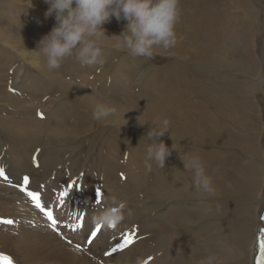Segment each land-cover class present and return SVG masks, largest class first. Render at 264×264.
Returning <instances> with one entry per match:
<instances>
[{"label":"rangeland","instance_id":"obj_1","mask_svg":"<svg viewBox=\"0 0 264 264\" xmlns=\"http://www.w3.org/2000/svg\"><path fill=\"white\" fill-rule=\"evenodd\" d=\"M40 8H45V12ZM48 8L49 4L45 3V0H31V4L27 6L18 4L16 1L0 0V93L3 92L2 90H5L13 98L24 101L23 103H26V106L30 104L27 106L30 109L28 111H24L23 109V113L20 116L18 113H14V111L17 112L18 110L16 108L10 106L0 107V118L19 119L20 124L23 127L25 125L29 129H35L38 128L35 125H41L40 131L38 129L33 130L36 133V137H33V140L50 144L47 150L43 149L44 146L41 144L31 146L33 148L31 149L30 145L26 146L25 142L13 137L0 127V167L4 168L5 176L8 178L0 177V219L14 221L12 224L0 223V234L2 233V236L8 237L0 240V254L6 255L7 252L6 256H9L11 260L14 259L12 260L13 264H29L28 257H26L27 261L25 262L22 252L18 251V249H14L13 246L2 247L14 242L12 237L16 236L17 232L20 231L19 226L22 225L23 219L25 220L27 216L32 214L33 210L37 209L32 199L26 195L23 189L26 188L27 190L29 189L28 191L33 190V192H37L41 203L46 205L48 199H44L45 194L43 192L46 188L52 187L51 189L55 194V198L64 200L72 197L81 201L82 191L92 187L96 193H93L95 195L94 201L100 203L104 195L109 193L108 190L111 191L113 187L118 186L121 193H114L113 196L127 202L128 211L132 212L131 215H128L132 217L135 214L132 217L134 221L141 223L143 228L148 231H161L162 234L160 236L166 238L167 244L170 242L171 248L176 247L175 249L182 251L185 264H264V252H262L260 247V242L261 239H264V235L259 233L260 219L264 217V0H179V8L181 11L184 10L186 15L180 16L177 23V38H179L178 36L181 33V23L189 27L195 36L192 39H184V44L182 45L184 51L182 53L187 55L186 50L191 51L193 48L200 49L204 43L208 45L205 46L206 49L200 51V54H193L196 57L195 60H192L193 62L186 63L181 61V63L174 64V55L175 57H182L183 54L181 55L179 52L174 51L173 48H155L154 55L151 58L132 57L128 53L122 39L118 37L121 33L116 28H113L114 25L120 24V21H117L113 17L110 23L104 25V28H107L106 34L108 36L101 35L98 41L103 47L102 59L104 62L102 64L82 66L74 57H70L64 60L59 69H53V71L47 67L43 52L39 51L40 41L51 31L56 23L54 13L51 16L46 15ZM212 11L213 13L210 14ZM202 13L205 14L201 16ZM195 15L197 16V21L194 20ZM215 29H217V32H215ZM227 40L229 41L226 42ZM7 42H19L18 44H24L25 48L32 50L37 48V54L41 58L43 70L28 62L22 63L19 54L11 50ZM121 54L125 55L123 57L124 65L119 63L116 66V58ZM139 59L142 61L137 63ZM149 62L157 65L156 70L150 66L151 63ZM22 64L25 67V73ZM111 65H113L112 68H110ZM165 67H169V69L164 78L165 71L163 72V70H165ZM198 68L204 71L203 75L210 76L214 82L211 90L216 98H211L210 96L211 90L209 91L208 89V78L204 77L200 81L201 85L198 86V89H200L203 85L204 88L200 89L203 96L208 97L209 93L210 98L208 97L207 103H201L202 107L211 110L207 118L216 116V119L211 118L214 122V126H211V128H214L212 132L214 143L208 141L207 143L210 146L206 145L205 134L189 130L185 135L187 139L179 140V145L185 146L188 151L190 150L189 148L198 149L192 155L201 156L200 159L203 162L206 173L215 180L213 182H215L214 185L217 189L216 194L210 197L192 186V193L181 199L170 198L162 204H157L159 203L158 200L148 196V198L142 199L139 203L136 199H140V195L136 191H141L142 189L150 190V192L153 191L152 177L146 176L142 167L146 169L152 167L153 169V165H157L156 162L149 161L146 158L147 147L145 146H149V143L145 142L147 141V137H145L144 131H149L151 128H162L165 119L169 121L167 130L173 131L175 129L176 131L177 129H181L179 124H176L172 120L170 121L166 117L164 109L160 107L158 98L160 94L167 97L168 93L171 94L172 91L177 95L180 93V96L178 95V102L183 107L180 111H185L186 108L192 105L193 98L182 94L181 89L185 84L193 88L191 83L195 81L193 77L198 72L200 73V69ZM42 71L43 73H41ZM15 79L17 86L13 84ZM69 82L71 83L70 86ZM153 86L154 89L152 88ZM156 86L157 89H155ZM165 86L170 92L161 90V88H166ZM75 88L81 89L83 92L85 91L84 93L88 95L90 93L91 96H89L93 97V99L101 101L102 98V101L108 103L110 106L120 108L123 112L125 111L123 116H127L128 120L132 112L135 113L137 111L136 113H138L141 109H145L147 112H151V121L146 120L144 121L145 124L141 120H130L129 123H124L126 121H123L121 125L117 126L114 124H104L103 121L97 122L91 118L95 125L93 128L91 127L92 130L86 131L88 121L82 123V125L73 122L76 118H82V112L79 111L81 110L80 107L77 106L76 101L69 98L70 93L75 91ZM49 97L58 99V102H54L53 106ZM116 103L117 105H115ZM208 103L211 107L207 106ZM73 104L79 109L75 115L70 113L71 109L74 108ZM45 110H47L46 113L44 112ZM19 117L23 118L20 119ZM123 118L127 119L126 117ZM33 120H37L38 122H31ZM33 123L35 125H31ZM88 124L90 126V121ZM67 127L79 130L81 133L83 132V136H87L86 133H91L92 135L90 134L91 137H87L86 142L79 145L75 150L68 151L66 147L68 143L66 141L60 142L59 145L50 142L51 137L49 136V132L51 129L64 131ZM108 130L110 131L109 133ZM175 131L172 132V136L174 137L177 136ZM115 134L117 135L116 137ZM192 136L193 138L191 139ZM230 137H233L232 141ZM194 140L195 142H191ZM141 141L142 143H140ZM113 143L117 144L112 146ZM207 147L212 148L208 150ZM56 149L58 152H56ZM43 150L44 153L42 155ZM176 155L179 157L178 153ZM184 155L188 159L191 156V152H187ZM16 156L23 157V164L18 168L11 165L14 161L10 157L15 158ZM25 156L33 163L29 159L30 162H28ZM102 156L111 160L110 165L108 164L104 167L105 162L102 161ZM173 156L175 155H170L166 161H177V158L173 159ZM241 160L245 162L243 170H240L239 174L238 171L234 173L233 169L235 165L240 163ZM26 162L30 163L31 167ZM175 165L182 168L179 160ZM107 167L109 168L108 170ZM183 170L181 171L184 175L186 174L185 176L189 177L191 175L190 171ZM85 171L86 173H84ZM26 176L29 178V185H24L23 183V179ZM133 177L135 178L133 179ZM154 177L160 179L156 174ZM137 178L140 181L137 182V185H141L134 187L131 183L133 180L138 181ZM141 180L144 182H141ZM170 180L172 184L169 185L177 184L173 176H171ZM108 185H111L110 188H107ZM126 192H131L129 195L130 199H126L127 197L121 195ZM186 200H189L188 202H193L194 200L195 203L193 205L189 204L192 205L189 211L191 212L190 214L198 215V218L195 216V219H192L198 221L195 224L186 222V216H184V229L183 227L179 228V232L178 227L173 226V219L175 217L168 215L169 220L167 218L164 219V217L175 205H178V201L184 202ZM144 201L149 202V204ZM91 203H93L92 200L90 202L89 200H85L81 204L82 207L79 206L77 208H82L81 210L76 209L75 213L69 212L70 215L68 213L65 218L70 217L69 219L72 220L70 222L76 220V223H82L81 227H83L84 220L89 222L88 218L90 215L86 214L87 209L85 208L86 206L92 207L93 204ZM148 205H151V207L146 208ZM93 210L97 211L98 207L94 206ZM45 211L50 210H40L41 215L39 217L42 225L47 224L51 233L57 236L59 234L58 237L63 241L74 245V248L79 250L81 245L76 244L75 246L66 234H60L61 231L53 227L54 224L47 218ZM193 215H191V218H194ZM26 220L28 221V218ZM33 221L38 224L37 218ZM92 222H94V219ZM97 225L94 223L91 226L92 232L96 230ZM67 227L73 228V225H68ZM67 227L66 229H68ZM196 228H199L198 231ZM210 228L211 231L209 230ZM200 229L202 232L204 230V233ZM181 230L185 232L181 233ZM90 234L83 244L85 247H88L89 241L94 239ZM203 234H206L208 237ZM193 235L195 238H193ZM202 238L211 240V243H218L215 245V248L207 250V247L203 252L200 250V247L198 249V246H195L198 242L202 243ZM196 239L197 242L194 243ZM119 243H123V240ZM119 243L115 247H118ZM200 243L198 245L201 246ZM221 248H224V250L222 251ZM111 249L112 247L106 251L116 253L120 250L118 248L116 252H111ZM170 256L174 260V256L171 254ZM0 264H3V261H0Z\"/></svg>","mask_w":264,"mask_h":264},{"label":"bare ground","instance_id":"obj_2","mask_svg":"<svg viewBox=\"0 0 264 264\" xmlns=\"http://www.w3.org/2000/svg\"><path fill=\"white\" fill-rule=\"evenodd\" d=\"M8 1H16L18 2V4H23V6H27L28 4H31V2L29 0H8ZM39 1V0H37ZM183 2V1H182ZM44 5V4H43ZM184 5V4H183ZM206 5V4H205ZM35 6V5H34ZM39 6V5H38ZM37 6V7H38ZM37 9V8H36ZM41 9V8H40ZM43 12H45V8L41 9ZM181 11V9H180ZM225 11V10H224ZM223 11V12H224ZM213 11L210 13L212 14ZM34 14V13H33ZM205 13H202V15H204ZM185 16L186 13L184 10H182L180 12V16ZM188 15V14H187ZM215 15V14H213ZM205 17V16H204ZM19 18V17H18ZM194 20L197 21V16H194ZM117 22V21H116ZM213 22V21H212ZM201 23V22H200ZM216 23V22H215ZM220 23V22H219ZM226 23V22H225ZM127 21L121 19L120 20V24L119 25H114L113 28H116L120 33L122 32V30H124V28L126 27ZM228 24V23H227ZM6 25V24H5ZM219 26V25H218ZM222 27V25H220ZM22 27V26H21ZM111 28V27H110ZM226 28V27H225ZM107 29V28H106ZM181 29V33L180 36H178V44H176V46L173 48L174 51L179 52L181 55L183 54L182 52L184 51L182 49V45L184 44V39H192L194 38V34L193 31L185 26L182 25L180 26ZM221 29V28H220ZM3 30V29H2ZM217 32V29H215ZM10 31V30H9ZM176 31H178V27L176 24ZM220 31V30H218ZM232 32V31H231ZM223 34V32H221ZM226 33V32H225ZM36 34V32H35ZM8 35V33H7ZM221 35V34H220ZM5 37V36H3ZM224 37V35H223ZM231 37V36H230ZM22 38V37H21ZM24 38V37H23ZM6 39V38H5ZM15 39V38H14ZM211 39V38H210ZM230 39V38H227ZM11 41V40H10ZM13 41V40H12ZM16 41V39H15ZM39 41V40H38ZM229 40H227L226 42H228ZM2 42V41H1ZM17 42V41H16ZM225 42V43H226ZM19 43V42H18ZM18 43H8V47H10L11 50H14L17 52V54H19V56L21 57V62H28L29 64H33L35 67L37 68H41L43 70V66L41 65V58L40 56L37 54V48H34L33 50L30 48H25L24 44H18ZM20 43H22L20 41ZM197 46V44H195ZM37 46V45H36ZM185 46V45H184ZM192 46V45H191ZM205 46H208L207 44H203V47L198 49H192L191 51L186 50V54H183L182 57L176 56L174 55L173 57V62L174 64H178L179 62L181 63V61H184L186 63L189 62H193L192 60H195L196 57L193 54H200V51H202V49H206ZM115 47V46H114ZM7 48V47H6ZM186 48V47H185ZM110 51V50H109ZM226 51V50H225ZM210 53V52H209ZM126 54V53H125ZM125 56V55H124ZM122 54L120 56H118L116 58V66L119 65V63H121L122 65H124L123 61H124V57ZM127 57V56H126ZM129 57V56H128ZM27 58V59H26ZM44 59V58H43ZM180 60V61H178ZM46 61V60H45ZM142 61V60H141ZM140 59L137 63L141 62ZM150 61V60H148ZM44 62V61H43ZM147 63V62H144ZM151 63V62H149ZM43 64V63H42ZM142 64V63H141ZM135 65V64H134ZM137 65V64H136ZM140 66V65H139ZM143 66V65H142ZM150 66L154 67V69L156 70V66L155 64L151 63ZM186 66V65H184ZM22 67H24V65L22 64ZM107 67V66H106ZM113 65L110 66V68H112ZM170 67V65H169ZM169 67H165V70H163V72L165 73L164 78L166 77V73H168V69ZM197 67V66H194ZM30 68V67H29ZM103 68V67H102ZM115 68V67H114ZM136 68V67H135ZM185 68V67H184ZM25 67L23 68L24 71ZM34 69V68H33ZM105 69V68H104ZM187 69V68H186ZM200 69V68H198ZM114 70V69H113ZM123 70V69H122ZM147 70V68H146ZM145 70V71H146ZM45 71V70H44ZM49 71V70H48ZM53 71V70H52ZM85 72V71H84ZM177 72V71H176ZM25 73V71H24ZM43 73V71L41 72ZM49 73V72H47ZM52 73V72H51ZM50 73V74H51ZM181 73V72H180ZM204 71L202 69H200V73L198 72V74H196L193 78L195 79V81H193L191 83L192 87H189L188 85H184L181 89V93L184 94L187 97H192V105L188 108L185 109V111H180L182 110V106L180 105V103L178 102V95L180 94L178 91V95L175 94L174 91H172V93H168L169 95L167 97L162 96V94H160L159 98H158V102L160 103V107H162V109H164L165 111V115L168 119H170V121L172 120L173 122H175L176 124H179L181 126L180 130H176L175 129L173 131H168V133H165V135H163L162 137L159 138V140H162L168 147L169 149H172V145L174 144L176 149H172L171 150V156L172 154L175 155L173 156V159L177 158V161H171L168 160L165 162V166L164 168L159 167L158 165H153V169L152 167H149V169H146L145 167H142V170L144 172V174L148 177H152V181H153V191L150 192V190H145L142 189L141 191H136L137 194L140 195V199H136L137 202L141 201L142 199H146L148 198V196L152 197L153 199L158 200L159 203L157 204H162L164 201L169 200L170 198H175V199H181L184 196L188 195L189 193H192L191 189H192V173L189 177L185 176L181 170H183V161L182 160H186V154L187 152H191V155L193 153H195L196 151H198V149L195 148H189L190 150L188 151V149L183 146V145H179V140L182 139H187L185 136L187 131L189 130H195L196 132L205 134V140H206V145H209L207 142L209 141L210 143H214L213 137H212V132L214 130V128L211 126H214V122L211 118L216 119V116H213L211 118H207V115L209 113H211L209 108H205L202 107L201 103H207L208 97H209V93H208V97H205L201 94L200 89L203 87V85L201 86L200 89H198V86L201 85V80L205 78H208V84H209V91L212 89L214 82L211 80L212 78L208 75H203ZM39 74V73H38ZM53 74V73H52ZM55 74V73H54ZM161 74V73H160ZM33 75V74H32ZM73 75V74H72ZM105 75V74H104ZM144 75V74H143ZM23 77V76H22ZM178 77V76H177ZM182 77V76H181ZM176 78V77H175ZM20 79V78H19ZM49 79V78H48ZM58 80V79H57ZM98 80V79H97ZM146 80V79H145ZM55 81V80H54ZM143 81V80H142ZM162 81V80H161ZM164 82V81H163ZM70 83V82H69ZM100 83V82H99ZM102 83V82H101ZM126 83V82H125ZM166 83V82H165ZM182 83V82H181ZM15 86H17V82L16 79L13 83ZM22 84V83H21ZM63 84V83H62ZM75 84V83H73ZM154 84V83H153ZM158 84V82H157ZM24 85V84H23ZM71 85V83L69 84V86ZM78 85V84H77ZM167 85V84H165ZM182 85V84H181ZM27 86V84H26ZM45 86V85H44ZM155 86V85H154ZM154 86L152 87L154 89ZM166 87V86H165ZM81 88V87H80ZM151 88V89H152ZM161 88V87H160ZM204 88V87H203ZM83 89V88H82ZM157 89V86L156 88ZM163 89V91H167L170 92V90L166 87V88H161V90ZM180 89V88H179ZM29 90V89H28ZM87 90V89H86ZM178 90V88H177ZM207 90V89H206ZM3 92L0 93V107H5V106H10L12 108H16L18 109L17 112L14 111V113H18L19 116L21 115V113H23V109L25 110H29L27 106H29L27 104V106L23 103L24 101H19L18 99L13 98L9 93H7L5 90H2ZM203 91V89H202ZM15 92V91H14ZM21 92V91H20ZM85 92V91H84ZM83 90L75 88V91L71 92L69 95V98H72V100L76 101L77 106L80 107L81 110L78 109V107H76L73 104V107L70 111V113H72L73 115H75L78 110L82 112V118H76L74 119V123L80 124L82 125V123H86L87 121H90V126L87 122L88 127L86 128L87 130H92V128L94 127L95 123L92 122L91 118L93 117V111L94 108L96 106L97 103H105L102 101L97 100V99H93V97H90V93L89 95L84 93ZM157 92V91H156ZM166 92V93H167ZM65 93V92H64ZM108 93V92H107ZM121 93V92H120ZM159 94V93H158ZM204 94V92H203ZM206 94V92H205ZM95 95V94H94ZM117 95V94H116ZM120 95V94H119ZM59 96V95H58ZM68 96V95H67ZM97 96V95H95ZM153 96V95H152ZM156 96L158 97V95L156 94ZM180 96V95H179ZM211 98L216 96L212 93H210ZM41 98V97H40ZM50 98V102L51 104H53L54 106V102H58V99H53V97H49ZM210 98V97H209ZM100 99V98H99ZM118 99V98H117ZM184 99V98H183ZM106 100V99H105ZM116 100V99H115ZM226 100V99H225ZM155 101V99H154ZM62 102V101H61ZM67 102V101H66ZM119 102V101H118ZM184 102V101H182ZM133 103V100H132ZM155 103V102H154ZM187 103V101H186ZM66 104V103H65ZM71 104V103H70ZM64 105V104H63ZM117 105V103L115 104ZM114 105V106H115ZM130 105V104H129ZM133 105V104H132ZM207 105V104H206ZM216 105V104H215ZM220 105V104H219ZM224 105V104H223ZM32 106V105H31ZM67 106V105H66ZM119 106V105H118ZM184 106V104H183ZM208 107H211V105L208 103L207 105ZM122 107V105H121ZM130 107V106H129ZM133 107V106H132ZM185 107V106H184ZM218 107V106H217ZM223 107V106H222ZM7 108V107H6ZM5 108V109H6ZM59 108V107H58ZM63 108V107H62ZM8 109V108H7ZM13 109V110H16ZM44 109V108H43ZM60 109V108H59ZM115 113L114 115L110 116L107 118V121H103L104 124H114V125H121V123L123 121H126L124 123H129L130 120H141V121H146L149 120L151 121L150 115L151 112H147L145 109H139L140 111L138 113H134V112H130L131 116L128 120L127 116H123L124 112L120 109V108H115ZM161 109V110H162ZM226 109V108H225ZM9 110V109H8ZM11 110V109H10ZM134 111V110H133ZM8 112V111H7ZM45 113L47 112V110L44 111ZM13 113V112H12ZM120 113V114H118ZM213 113V112H212ZM10 114V113H9ZM92 116H90V115ZM44 115V113H43ZM164 115V116H165ZM6 116V115H5ZM12 117V116H11ZM15 117V116H14ZM26 117V116H25ZM126 117L127 119L123 118ZM219 117V116H218ZM20 118V117H19ZM23 118V117H22ZM20 118V119H22ZM34 119V118H33ZM19 119H10V118H0V127L3 128V130H5L8 134L12 135L13 137L25 142L26 146L30 145V147L36 145V144H41L43 147V149L49 148V143H44L41 142L39 140H33V137H36V133L33 132V130H39L41 129V125H35V123L31 124V125H35L38 128L35 129H29L27 127H23V125L20 124ZM218 121V120H217ZM31 122H38L37 120H33ZM72 122V123H73ZM98 122V121H97ZM102 122V121H101ZM229 122V121H228ZM66 123V122H65ZM68 123H70L68 121ZM123 123V124H124ZM227 123V122H226ZM40 124V123H39ZM42 124V123H41ZM145 124V122H144ZM149 126V125H148ZM72 127V126H71ZM75 127V126H74ZM92 127V128H91ZM150 127V126H149ZM216 127V126H215ZM229 127V126H228ZM84 128V127H83ZM96 128V127H95ZM102 128V127H101ZM49 129V128H48ZM85 129V128H84ZM98 129V128H97ZM96 129V131H97ZM108 129V128H107ZM155 129V128H153ZM99 131V130H98ZM176 132L177 136L174 137L172 136V132ZM110 131L108 130V133ZM141 133V131H139ZM147 131H144L145 136L147 135ZM83 133V132H82ZM81 133V131L67 127L64 131L62 130H57V129H51L49 132V136L51 137L50 142H54V144L56 143L57 145L60 144V142H65L68 143V145H66L67 150H75L79 145H82L84 142H86V138L87 137H91V133H86L87 136H83ZM119 133V132H118ZM91 134V135H90ZM104 135V134H103ZM219 135V134H218ZM8 136V135H7ZM117 135L115 134V137ZM45 137V136H44ZM107 137V136H106ZM6 138V137H4ZM193 138V136L191 137V139ZM42 139V138H41ZM231 141L233 140V137H230ZM9 140V139H8ZM47 140V139H46ZM63 140V141H62ZM143 140V139H142ZM177 140V143H176ZM204 141V140H203ZM20 142V141H19ZM48 142V141H47ZM95 142V141H94ZM144 142V141H143ZM147 144L150 143L151 141H145ZM191 142H195L191 141ZM10 143V142H9ZM22 143V142H21ZM142 143V141L140 142ZM186 143V142H185ZM16 144V143H13ZM115 143L112 144V146ZM117 144V143H116ZM115 144V145H116ZM9 145V144H8ZM122 145V144H121ZM189 145V144H188ZM196 145V144H195ZM212 145V144H211ZM11 146V145H10ZM17 146V145H15ZM25 146V145H24ZM25 146V147H26ZM210 146V145H209ZM225 146V145H224ZM21 147V146H20ZM31 147V149H33ZM56 147V146H55ZM145 147L148 148V145H146ZM204 147V146H203ZM202 147V148H203ZM226 147V146H225ZM232 147V146H231ZM53 148V146H52ZM80 148V147H79ZM200 148V147H199ZM206 148V147H205ZM212 148V147H209ZM209 148L207 147V149L209 150ZM15 149V148H14ZM39 149V148H38ZM42 149V148H41ZM127 149V148H126ZM57 150V149H56ZM83 150V149H82ZM87 150V149H86ZM120 150V149H119ZM123 150V149H122ZM121 150V151H122ZM185 150V151H184ZM213 150V149H212ZM55 151V150H54ZM88 151V150H87ZM94 151V150H93ZM92 151V152H93ZM120 151V152H121ZM58 152V150L56 151ZM62 152V151H61ZM95 152V151H94ZM129 152V151H128ZM44 153V150L42 151V155ZM55 153V152H54ZM63 153V152H62ZM65 153V152H64ZM124 153V152H123ZM176 153L179 154V157L176 155ZM210 153V152H209ZM38 154V153H37ZM52 154V153H51ZM58 154V153H57ZM93 154V153H92ZM95 154V153H94ZM10 155V154H9ZM36 155V154H35ZM56 155V154H55ZM63 155V154H61ZM101 155V154H100ZM201 155V154H200ZM222 155V154H221ZM60 156V155H59ZM81 156V155H80ZM214 156V155H213ZM216 156V155H215ZM6 157V155H5ZM30 157V156H27ZM41 157V156H40ZM66 157V156H65ZM201 157V156H200ZM7 158V157H6ZM12 158V161H14V163H12V166H15L16 168L22 166V160L23 157L21 156H16L15 158ZM26 158V156H25ZM35 158V157H34ZM44 158V157H42ZM135 158V156H134ZM8 159V158H7ZM27 159V158H26ZM29 159V158H28ZM27 159V160H28ZM99 159V158H98ZM102 161H104V167H106V165H110L111 160H109L107 157L103 158L102 156ZM168 159V158H167ZM30 160V159H29ZM28 160V162H30ZM178 160L181 162L182 168L178 167L175 165L176 162H178ZM210 160V159H209ZM1 161V160H0ZM8 161V160H7ZM42 161V160H41ZM101 161V162H102ZM211 161V160H210ZM6 162V161H5ZM4 162V163H5ZM10 162V161H9ZM8 162V163H9ZM28 162H26L28 164ZM32 162V161H31ZM44 162V161H43ZM3 163V165H4ZM33 163V162H32ZM93 163V162H92ZM219 163V162H218ZM25 164V163H24ZM30 164V163H29ZM28 164V165H29ZM40 164V163H39ZM221 164V163H220ZM223 164H225L223 162ZM8 165V164H7ZM54 165V164H53ZM180 165V164H179ZM245 165L244 161H240V163H237L235 165V168L233 169L234 173L238 171V174L240 172V170H243V167ZM26 166V165H25ZM30 166V165H29ZM5 167V165H4ZM31 167V166H30ZM50 167V166H49ZM54 167V166H53ZM103 167V166H102ZM1 168V167H0ZM3 168V167H2ZM7 168V167H6ZM23 168V167H21ZM56 168V167H55ZM59 168V167H58ZM4 169V168H3ZM31 169V168H30ZM53 169V168H52ZM51 169V170H52ZM109 168L107 167V170ZM209 169V167H208ZM216 169V168H215ZM50 170V168H49ZM63 170V169H62ZM104 170V169H103ZM111 170V169H110ZM7 171V170H6ZM14 171V170H13ZM22 171V170H21ZM35 171V170H34ZM17 172V171H16ZM43 172V171H42ZM209 172V171H208ZM8 173V172H7ZM6 173V174H7ZM47 173V172H46ZM52 173V172H51ZM59 173V172H58ZM82 173V172H81ZM86 173V171L84 172ZM106 173V172H104ZM151 173V174H150ZM158 173V174H157ZM233 173V172H232ZM31 174V173H30ZM40 174V173H39ZM53 174V173H52ZM60 174V173H59ZM156 174V176H158L160 179H158L157 177H154V175ZM46 175V174H45ZM58 175V174H57ZM80 175V174H79ZM83 175V174H82ZM144 175V176H145ZM212 175V173H211ZM39 176V175H38ZM107 176H109L107 174ZM143 176V175H142ZM145 176V177H146ZM171 176H173L175 178L176 181V185H169L172 184V182L170 183V178ZM221 176V175H220ZM30 177V176H29ZM33 177V176H32ZM66 177V176H65ZM103 177V176H102ZM147 177V178H148ZM162 177V179H161ZM170 177V178H169ZM214 177V176H213ZM218 177V176H217ZM20 178V177H19ZM23 178V177H22ZM81 178V177H80ZM78 178V179H80ZM135 177H133L134 179ZM139 178V177H138ZM137 178V180H138ZM221 178V177H220ZM8 179V178H7ZM13 179V178H12ZM18 179V178H17ZM58 179V178H57ZM130 179V180H133ZM215 179V178H214ZM242 179V178H241ZM24 180V179H23ZM86 180V179H85ZM106 180V179H105ZM144 180V179H143ZM5 181V180H4ZM35 181V180H34ZM64 181V180H63ZM76 181V180H75ZM87 181V180H86ZM84 181V182H86ZM98 181V180H97ZM109 181V180H108ZM114 181V179H113ZM215 181V180H213ZM221 181H223L221 179ZM19 182V181H18ZM47 182V181H46ZM77 182V181H76ZM83 182V183H84ZM111 182V180H110ZM137 182H140L139 180H133L131 185H133L134 187H139L141 184L137 185ZM141 182H144L141 180ZM226 182V181H225ZM6 183V182H5ZM39 183V182H38ZM61 183V182H60ZM63 183V182H62ZM80 183V182H79ZM82 183V184H83ZM88 183V182H87ZM86 183V184H87ZM92 183V182H91ZM175 183V182H174ZM215 183V182H214ZM227 183V182H226ZM230 183V182H229ZM40 184V183H39ZM44 184V183H43ZM51 184V183H50ZM57 184V183H56ZM112 184V183H110ZM143 184V183H142ZM12 185V184H11ZM17 185V184H16ZM29 185V184H28ZM61 185V184H60ZM14 186V185H13ZM32 186V185H31ZM52 186V185H51ZM78 186V185H77ZM111 185H108L107 188H110ZM221 186V185H220ZM229 186V184H228ZM29 187V186H28ZM58 187V186H57ZM245 187V186H244ZM52 188V187H51ZM51 188H46L43 192L45 194V198L44 199H48L47 203H46V209H49L52 213H53V217L56 220V224L53 225V227L59 231H61L60 234H66L68 236V238L70 239V241L75 244L81 245L80 249H76L74 248V245L72 244H68L65 241H63L59 236L53 234L50 232L49 227L47 224L42 225V221L39 217L40 214V210L41 209H35L33 210L32 214L27 216L26 219L28 218V221L25 219H23L22 221V225L19 226L18 228L20 229L19 232H17L18 234L14 237H12V239L14 240V242L12 244H7L4 245L2 247L7 248V247H11L13 246L14 249H18V251L22 252L23 254V260L26 262L27 259L26 257H28V263L30 264H185L184 263V258L182 256V251L181 250H177L175 248H171L170 247V242H168L167 244V240L165 237H161L160 234H162L161 231H157V230H146L143 228V225H141V223H137L134 221V219L132 218L134 215L129 216L127 213H125L124 219L115 227L113 228H105L104 226L101 225V230L99 231V233L97 234V236L92 240V242L89 244L88 247H85L83 244L86 241V238L89 237V234L92 232L91 229L93 226V224L95 222H92L93 217L99 213L101 207H104L107 203H109V198L113 197L114 193H121V190L118 189V186L113 187V190L109 191L108 190V194L104 195L103 200L100 201V203H96L94 201L95 195L93 193L94 190L93 188H87L84 191H82L81 193V201L79 199L76 198H72V197H68L64 200L60 199V198H55V194L53 193V190ZM102 188V187H101ZM152 188V187H151ZM239 188V187H238ZM83 189V188H82ZM29 190V189H28ZM36 190V189H35ZM102 190V189H101ZM152 190V189H151ZM217 190V189H216ZM220 190V189H219ZM231 190V189H230ZM33 191V190H31ZM38 191V190H37ZM58 191V190H57ZM63 191V190H62ZM81 191V190H80ZM63 193V192H62ZM74 193V192H73ZM131 193V192H130ZM129 192L126 193H122L121 195H124L125 197H127L126 199L129 198L130 195ZM41 194V193H40ZM80 194V193H79ZM96 194V193H95ZM200 194V193H199ZM59 195V194H58ZM72 195V194H71ZM70 195V196H71ZM94 195V196H93ZM21 196V195H20ZM23 196V195H22ZM76 196V195H75ZM132 196V195H131ZM193 196V195H192ZM207 196V195H206ZM78 197V196H77ZM135 197V196H134ZM205 197V196H204ZM211 197V196H210ZM209 197V198H210ZM215 197V196H214ZM80 198V197H79ZM196 198V197H195ZM199 198V196H198ZM233 198V196H232ZM4 199V198H3ZM9 199V198H8ZM19 200V198H17ZM15 199V200H17ZM43 199V198H42ZM101 199V198H100ZM130 199V198H129ZM134 199V198H133ZM151 199V198H150ZM14 200V199H13ZM23 200V199H22ZM85 200H92L93 206L90 208L86 206L85 209H87L86 214H89L90 217L88 218L89 222H86L84 220V226L83 227H77V223L76 220L74 222H70L72 221L69 218H65V216L70 212L73 213L74 211L76 212L77 210H81V209H77L79 206L82 207L81 204H83V202ZM149 200V199H148ZM155 200V202H157ZM183 200V199H182ZM199 200V199H198ZM98 201V200H97ZM154 201V200H153ZM189 200H186L184 202L178 201L177 204L175 205L171 211H169V213L164 217V219H168L169 217H167L168 215H172L175 217L174 220V225L175 227H178V231L179 228L183 227L184 221L185 219H183L184 216H186V222H190V223H194L198 220H192L195 219V215L190 214L191 212L189 211L192 208V205L195 203L194 200L193 202H188ZM202 201V200H201ZM14 202V201H12ZM20 202V201H19ZM23 202V201H22ZM28 202V201H27ZM145 202V201H144ZM198 202V201H197ZM200 202V201H199ZM204 202V201H203ZM7 203V202H6ZM16 203V202H14ZM25 203V202H24ZM23 203V205H24ZM140 203V202H139ZM147 203V201L145 202ZM151 203V201H150ZM221 203V202H218ZM19 204V203H18ZM90 204V203H88ZM104 204V205H102ZM149 204V202L147 203ZM176 204V203H175ZM192 204V205H189ZM209 204V203H208ZM214 204V203H213ZM212 204V205H213ZM21 205V204H20ZM181 205V206H180ZM96 206L98 207V210H93V207ZM140 206V205H139ZM216 206V205H215ZM23 207V206H22ZM25 207V206H24ZM76 207V208H75ZM84 207V205H83ZM151 205L146 206V208H150ZM202 207V206H201ZM221 207V206H220ZM31 208V207H30ZM142 208V205H141ZM203 208V207H202ZM219 208V207H218ZM217 208V209H218ZM20 209V208H19ZM23 209V208H22ZM77 209V210H76ZM84 209V208H83ZM208 209V208H207ZM196 210V209H195ZM211 210V209H210ZM215 210V209H214ZM209 211V210H208ZM74 212V213H75ZM21 213V212H20ZM30 213V212H29ZM70 213L68 215H70ZM132 213V212H131ZM135 213V212H134ZM137 213V212H136ZM198 213V212H197ZM200 213V212H199ZM218 213V212H217ZM78 214V212H77ZM204 214V213H203ZM209 214V213H207ZM191 215L194 216V218H191ZM198 216V215H197ZM196 216V217H197ZM203 216V215H202ZM201 216V217H202ZM216 216V215H215ZM141 217V216H140ZM200 217V216H199ZM37 218L38 219V224L34 223V219ZM198 218V217H197ZM22 219V217H21ZM204 219V218H203ZM202 220V219H201ZM212 220V219H210ZM172 222V221H171ZM205 222V221H204ZM28 223V224H27ZM30 223V224H29ZM136 223V224H135ZM216 223V222H215ZM27 226H26V225ZM71 224V225H70ZM186 224V223H185ZM193 224V225H194ZM205 224V223H204ZM207 224V223H206ZM211 224V223H210ZM20 225V224H19ZM72 226L73 228L67 227V226ZM99 225V224H98ZM201 226V225H200ZM203 226V225H202ZM217 226V225H216ZM66 227L68 229H66ZM210 227V226H209ZM208 227V228H209ZM94 228V227H93ZM188 228V227H185ZM207 228V229H208ZM176 229V228H175ZM184 229V227H183ZM197 231L199 228H196ZM18 230V229H17ZM16 230V231H17ZM95 230V229H94ZM201 230V229H200ZM211 231V228L209 229ZM53 231V230H52ZM190 231V230H188ZM195 231V230H194ZM4 232V231H2ZM180 232V231H179ZM177 232V233H179ZM185 232L184 230H181V233ZM202 232V230H201ZM5 233V232H4ZM131 233L134 237V242L130 245H128L126 248H124L123 250H119L116 253H110L107 252L106 250H109V248H113L117 245V243H119L120 241L123 240V238L125 237V235ZM195 233V232H193ZM197 233V232H196ZM204 233V230L203 232ZM259 233H262L264 235V217L263 219H260V223H259ZM2 234V233H1ZM0 234V240L1 239H5L6 237L2 236ZM16 234V233H15ZM57 234V233H56ZM186 234V233H185ZM199 234V233H198ZM207 234V233H206ZM203 234V235H206ZM211 234V233H210ZM12 235V234H11ZM91 235V234H90ZM202 236V235H201ZM207 236V235H206ZM214 236V235H213ZM262 236V235H261ZM64 237V236H62ZM199 237V236H198ZM208 237V236H207ZM8 238V237H7ZM168 238V237H167ZM193 238H195V236L193 235ZM197 238V237H196ZM212 238V237H211ZM11 239V238H10ZM201 239V238H200ZM203 240L201 241L202 243L198 242L197 244H195V246H198V249L200 247V250H202L203 252L205 251V249L209 248H215V245H217V243H211V240L207 239V238H202ZM213 240V239H212ZM199 241V239H198ZM7 242V241H6ZM180 242V241H179ZM197 242V239L194 243ZM1 243V242H0ZM172 243V242H171ZM201 244L198 245V244ZM206 245V246H205ZM172 246V244H171ZM221 246V245H220ZM3 248V249H4ZM235 248V247H234ZM9 249V248H8ZM197 249V248H196ZM222 251L224 250V248H221ZM17 251V250H16ZM17 251V252H18ZM4 252V251H3ZM229 253V252H228ZM21 254V253H20ZM171 255L174 256V260H172ZM224 254V253H222ZM7 255V252H6ZM12 255V254H11ZM10 255V256H11ZM17 255V254H15ZM26 255V256H25ZM9 257V256H8ZM22 257V256H21ZM219 258V257H218ZM11 259V258H10ZM14 260V259H12ZM22 262V261H21ZM100 262V263H99Z\"/></svg>","mask_w":264,"mask_h":264},{"label":"clouds","instance_id":"obj_3","mask_svg":"<svg viewBox=\"0 0 264 264\" xmlns=\"http://www.w3.org/2000/svg\"><path fill=\"white\" fill-rule=\"evenodd\" d=\"M31 2V0H30ZM49 4L47 16L55 14V25L40 41L47 67L59 69L66 58L74 57L82 66L102 64L103 47L98 42L101 35L108 36L104 25L113 17L127 21L118 36L132 57L151 58L155 48L171 49L178 42L176 24L180 18L179 0H45ZM115 109L108 103H97L93 119L107 121ZM169 121L163 127L151 128L147 137V160L164 168L172 149L159 140L165 133ZM184 170L192 175V186L209 196L216 194L213 178L205 171L198 155L182 160ZM150 170V168H149ZM128 211L125 200L111 197L110 202L100 209L93 219L105 228L118 225Z\"/></svg>","mask_w":264,"mask_h":264},{"label":"snow or ice","instance_id":"obj_4","mask_svg":"<svg viewBox=\"0 0 264 264\" xmlns=\"http://www.w3.org/2000/svg\"><path fill=\"white\" fill-rule=\"evenodd\" d=\"M0 177H4L5 179L7 178L5 176V170L2 168H0ZM23 183H24V185H28L29 178L27 176L24 177ZM23 190L26 192V195L32 199L35 207L41 209L42 211H44L46 209V205H43L41 203L40 196L37 192L28 191L26 188ZM45 215L54 225L56 224V220L53 218V213L51 211H45ZM0 223L12 224V223H14V221L13 220H2V219H0ZM81 226H82V223L77 225V227H81ZM100 230H101V225H97L96 230L91 233L93 238H95L97 236V234L99 233ZM91 242L92 241H89V243H91ZM133 242H134V237L131 233H129V234L125 235V237L123 238V243H119L118 247H113L111 249V252H116L118 250V248L120 250H123L128 245L132 244ZM260 247H261L262 252H264V239H261ZM0 261H3V264H13L12 260L8 256L3 255V254H0Z\"/></svg>","mask_w":264,"mask_h":264}]
</instances>
